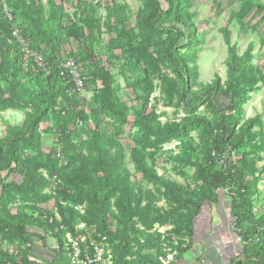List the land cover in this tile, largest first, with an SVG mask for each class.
Segmentation results:
<instances>
[{
    "label": "trees",
    "instance_id": "trees-1",
    "mask_svg": "<svg viewBox=\"0 0 264 264\" xmlns=\"http://www.w3.org/2000/svg\"><path fill=\"white\" fill-rule=\"evenodd\" d=\"M95 1H0V118L5 126L0 137V239L21 247L18 253L1 251V263L70 264L60 226L74 230L79 218L116 242L113 264H164L160 235L151 230L155 223H172L178 239L173 261L181 260L193 246L197 218L206 205L218 204L227 189L234 228L243 242L230 264H264V217L258 219L253 206L264 172L257 158L264 152V133L256 129L260 116L246 118L245 107L264 81L254 44L241 53L226 24L221 33L228 50L227 78L217 74L203 82L197 60L205 33L199 31L190 0H139L135 27L129 26L124 0ZM240 2L241 16L264 12L255 0ZM65 3L84 16L83 25L73 20L64 25ZM102 6L108 66L97 59L102 24L96 14ZM15 29L42 54L45 67L25 65ZM70 42L76 48L64 56L63 45ZM69 58L81 67L85 90L93 92L89 101L73 92L71 75L63 74ZM116 63L133 92L131 106L120 97L121 86L109 68ZM161 66L170 72L162 77L163 101L185 113L175 121L163 122L151 106ZM10 109L24 113L22 124L3 118ZM107 118L115 128L113 142ZM130 118L138 128L130 158L144 180L163 190L167 207H159L156 193L140 186L127 169L119 137ZM193 131L198 142L191 138ZM47 137L53 139L45 151ZM174 140L181 141L182 166L194 168L192 191L159 175L148 160ZM54 174L61 184L51 195L46 190L48 176ZM53 199L56 211L46 207ZM78 205H86L84 215ZM37 238L56 242L48 262L33 257Z\"/></svg>",
    "mask_w": 264,
    "mask_h": 264
},
{
    "label": "rangeland",
    "instance_id": "rangeland-1",
    "mask_svg": "<svg viewBox=\"0 0 264 264\" xmlns=\"http://www.w3.org/2000/svg\"><path fill=\"white\" fill-rule=\"evenodd\" d=\"M0 1L4 2V0ZM120 1L122 2L123 0ZM255 1L264 7V0ZM98 2L99 0L95 1V3ZM123 2L128 5V14L131 16L129 26L135 27L136 14L140 7V1L124 0ZM190 2L191 11L196 14L195 22L199 28V31L205 33L204 47L199 53L197 60L199 65L200 81H211L217 74H219L223 80H226L227 78L226 60L228 50L221 33V28L226 24H229V28L232 32V41L238 45L241 53L247 49L251 42L254 44V61L260 65L262 71L264 72V12L258 14L255 11H252L246 16H241L243 4L240 2V0H190ZM217 4L221 5V11L219 10ZM65 8V13L67 16L63 20L64 25L70 23L71 20L80 25L84 24V16L82 14L77 16L76 9L70 3H65ZM231 14L234 15V18H232L229 23L228 21L229 17H231ZM96 15L100 18L102 24L101 42L96 48L100 53L97 56V59L99 62L101 61L102 65L108 66L110 63L106 57V52L107 44L109 43V36L107 34L106 28L103 27V23L106 18V9L104 6L98 10ZM75 48L76 47L72 42H70V44L63 45L64 56L68 55L69 51L75 50ZM109 68L111 71H113V74L116 76L121 86L119 90L120 97L127 101L128 105L131 106L133 104V100L131 98H133L134 95L132 90L127 86L126 78L119 72V66H117V63L109 66ZM168 74H170L169 70L165 69L164 66H161L157 74L154 76V92L151 96V106L156 111L157 115H159L160 120L163 122L171 120L175 121L176 119H180L185 115L182 110L167 106L163 101L162 77ZM84 97L88 101L91 100L93 97V92L87 91L86 96ZM220 104L222 105V102H220ZM245 107L246 118L260 116L261 125H258L256 129H262L264 133V81L260 84V90L253 94L252 99L246 104ZM3 118L7 119L13 124H20L24 120V113L18 110H8L6 113H3ZM112 124V120L108 118L105 120V127L108 131L111 142L115 140V138L112 136L115 130ZM4 130L5 128L2 123V118H0V136H2ZM137 130V126L132 122V118H130L128 124L125 126V131L121 133L119 137L120 142L126 149L127 169L130 172L132 179L138 181L140 186H142L145 190H152L156 193L158 198L157 204L159 207H167L163 190L157 191L156 187L144 180L142 176L136 172L134 163L130 158L129 145L134 144L133 136ZM191 138L198 142V135L196 131L191 133ZM52 139V137H47L45 139V151L49 149V146L52 145ZM188 140H190V138ZM180 145L181 141L179 140H174L170 143H167L160 150L155 151L153 157H148V160L157 170L159 175H162L165 179L171 182H176L182 185L185 191H192L195 188V184L192 181L194 168L192 166H182V161L179 159ZM152 150L153 149H150L148 151L152 152ZM257 158L258 168L260 171L264 166V152L257 156ZM258 189L259 190L255 195L253 206L256 208L254 213H256L257 218L259 219L264 217V172L262 171L260 174ZM220 197L221 201L225 203V205L231 206L232 199L227 189L221 191ZM46 207L50 210L56 211L55 199L50 201ZM76 209L79 211L80 215H84L86 212V205H78L76 206ZM82 222L86 224L88 230H93L94 227H96L95 225H88L87 222L81 218H79L77 224ZM139 226L142 228L141 225ZM173 227L174 224L172 223L165 225L155 223L153 229L151 230L152 232L160 235V257L163 259H166L168 255L177 251V248L174 247V245L178 244V239L176 238ZM0 243L2 246V251L5 253H10V249H14L15 253H18V251L21 249L18 243H9L6 241H1V239ZM55 243L56 242L52 238H37L35 241L36 249L33 256L37 259H45V261L48 262L54 257V252L51 248L55 246ZM45 244L48 248L45 247ZM111 245L115 250L116 242L111 243ZM170 262L173 263L174 261L171 260Z\"/></svg>",
    "mask_w": 264,
    "mask_h": 264
},
{
    "label": "built area",
    "instance_id": "built-area-1",
    "mask_svg": "<svg viewBox=\"0 0 264 264\" xmlns=\"http://www.w3.org/2000/svg\"><path fill=\"white\" fill-rule=\"evenodd\" d=\"M14 36L22 44V50L25 53V65L31 62L36 63L39 67H45V61L41 53L32 49L30 45L20 36L17 29L14 30ZM68 72L73 79V92L86 96L85 83L81 67L73 58H69L64 63L63 74ZM177 144V143H176ZM61 150L59 149V156ZM47 176V174H45ZM49 184L47 192L51 195H56L58 187L61 184L59 175L54 174L48 176ZM264 206V205H263ZM256 208L254 207V210ZM56 217L61 220L60 215L56 212ZM60 229L65 232L64 235V250L68 257L70 264H113L114 263V249L109 242L107 236L100 233H94L93 230H88L85 223H79L75 226L74 230L69 229L65 225H61ZM2 246L0 243V255ZM14 249H10L13 253ZM177 251L170 254L166 259L161 258L164 264L171 263L174 260ZM0 264L1 260H0Z\"/></svg>",
    "mask_w": 264,
    "mask_h": 264
},
{
    "label": "crops",
    "instance_id": "crops-1",
    "mask_svg": "<svg viewBox=\"0 0 264 264\" xmlns=\"http://www.w3.org/2000/svg\"><path fill=\"white\" fill-rule=\"evenodd\" d=\"M242 249L243 242L234 228V220L231 217V206L220 200L216 205L205 206L196 220L193 246L181 260L171 264H230V260L238 256ZM35 259L38 262H46L42 258Z\"/></svg>",
    "mask_w": 264,
    "mask_h": 264
}]
</instances>
